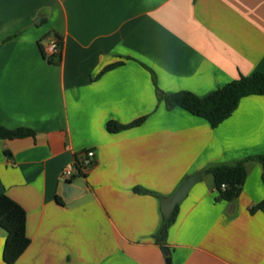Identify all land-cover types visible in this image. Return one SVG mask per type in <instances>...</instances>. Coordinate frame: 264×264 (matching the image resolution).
I'll use <instances>...</instances> for the list:
<instances>
[{
    "label": "crops",
    "instance_id": "1",
    "mask_svg": "<svg viewBox=\"0 0 264 264\" xmlns=\"http://www.w3.org/2000/svg\"><path fill=\"white\" fill-rule=\"evenodd\" d=\"M53 34L55 64L39 44ZM261 71L264 0H0V125L35 132L0 140V195L25 209L30 239L13 264H166V247L173 264H264V213L251 212L264 200L252 160L264 155V95L213 129L157 92L205 97ZM89 149L95 163L67 201L62 171ZM244 160L242 193L218 199L205 170ZM196 172L162 247V201ZM7 236L0 227V264Z\"/></svg>",
    "mask_w": 264,
    "mask_h": 264
},
{
    "label": "trees",
    "instance_id": "2",
    "mask_svg": "<svg viewBox=\"0 0 264 264\" xmlns=\"http://www.w3.org/2000/svg\"><path fill=\"white\" fill-rule=\"evenodd\" d=\"M50 35L41 39L39 43L41 51L50 63H60L63 51L62 39L57 34H53L58 40L60 52L48 56L46 47ZM121 64V62H117L107 66L100 75ZM149 70L152 72L155 85H157L155 73L151 69ZM157 92L159 100L165 103L168 110H173L177 107L183 108L195 116L204 118L215 129L233 115L243 98L264 95V71L250 76L241 75L238 79L231 81L205 97H199L189 91L165 93L158 87ZM145 119L146 117H142L130 124L110 121L107 128L111 133H118L141 125ZM34 135L35 132L28 128L8 129L0 125V140L25 138ZM252 160L258 161L264 169V155L253 157ZM247 161L244 160L235 164H218L205 170L204 173L211 174L214 178L216 190L219 193L218 199L230 203L237 200L247 180ZM262 180L264 182V170ZM135 192L152 194L151 191L140 187L135 188ZM178 208L179 206H177L175 212L170 217L163 215L162 224L155 236L157 243L162 247L167 246L169 228L176 220ZM257 211L264 213V200L251 207L252 213ZM26 223L27 214L25 209L9 196L5 194L0 195V227L8 233L4 248V259L8 264H13L30 244V239L26 232Z\"/></svg>",
    "mask_w": 264,
    "mask_h": 264
},
{
    "label": "water",
    "instance_id": "3",
    "mask_svg": "<svg viewBox=\"0 0 264 264\" xmlns=\"http://www.w3.org/2000/svg\"><path fill=\"white\" fill-rule=\"evenodd\" d=\"M202 178V175L200 172H196L193 175L187 177L182 183L181 185L178 187L177 191L175 192L174 195L170 196V197H166L163 199L162 201V210H163V214L166 217H170L176 210L177 206L179 205V203H181L185 197L187 196V194L189 193V191L192 189V187L197 184ZM64 189V196L66 198L67 201L70 200L71 194L73 193L75 187L73 186V182L72 181H66L64 183L63 186ZM164 253L166 256V264H173L172 263V258L170 255V250L168 247H166L164 249Z\"/></svg>",
    "mask_w": 264,
    "mask_h": 264
},
{
    "label": "built area",
    "instance_id": "4",
    "mask_svg": "<svg viewBox=\"0 0 264 264\" xmlns=\"http://www.w3.org/2000/svg\"><path fill=\"white\" fill-rule=\"evenodd\" d=\"M48 56L58 54L60 47L58 40L52 37L46 47ZM96 160V151L93 149L86 150L81 158L73 163L68 164L62 171L61 178L71 181L75 176L82 174L89 167L93 166ZM225 187V186H223Z\"/></svg>",
    "mask_w": 264,
    "mask_h": 264
}]
</instances>
